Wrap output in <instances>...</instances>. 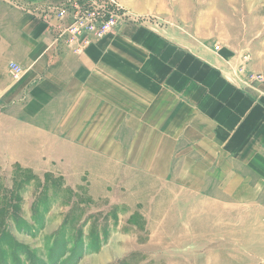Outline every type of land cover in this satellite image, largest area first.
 <instances>
[{
	"label": "rangeland",
	"instance_id": "rangeland-1",
	"mask_svg": "<svg viewBox=\"0 0 264 264\" xmlns=\"http://www.w3.org/2000/svg\"><path fill=\"white\" fill-rule=\"evenodd\" d=\"M67 1L0 0V264H264L259 212L230 205L220 190L191 194L172 174L129 165L116 155V133L107 154L99 140L74 147L67 117L59 126L29 117L40 109L21 92V36L47 28L54 41L56 12L74 8ZM117 1L133 19L118 30L134 17L174 28L190 47L223 50L230 68L264 84V0Z\"/></svg>",
	"mask_w": 264,
	"mask_h": 264
},
{
	"label": "crops",
	"instance_id": "crops-1",
	"mask_svg": "<svg viewBox=\"0 0 264 264\" xmlns=\"http://www.w3.org/2000/svg\"><path fill=\"white\" fill-rule=\"evenodd\" d=\"M48 32L21 36V92L40 109L29 117L57 126L67 117L74 147L99 140L107 154L116 133V155L129 165L164 179L172 174L191 194L220 190L230 205L259 212L254 219L264 226V84L230 68L223 50L190 47L174 28L129 23L77 50ZM90 125L100 128L89 132Z\"/></svg>",
	"mask_w": 264,
	"mask_h": 264
},
{
	"label": "built area",
	"instance_id": "built-area-1",
	"mask_svg": "<svg viewBox=\"0 0 264 264\" xmlns=\"http://www.w3.org/2000/svg\"><path fill=\"white\" fill-rule=\"evenodd\" d=\"M70 5L74 8H59L55 15V42L68 48L81 49L108 34L116 33L121 24L133 20L130 12L117 0H68L66 6ZM65 17L71 21L59 25V20ZM136 20L134 17V22ZM10 67L11 72L21 70L15 63H11Z\"/></svg>",
	"mask_w": 264,
	"mask_h": 264
}]
</instances>
